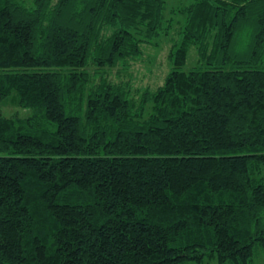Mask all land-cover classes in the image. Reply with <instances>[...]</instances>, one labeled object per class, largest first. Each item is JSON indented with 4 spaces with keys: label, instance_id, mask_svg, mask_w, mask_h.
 I'll return each mask as SVG.
<instances>
[{
    "label": "trees",
    "instance_id": "obj_1",
    "mask_svg": "<svg viewBox=\"0 0 264 264\" xmlns=\"http://www.w3.org/2000/svg\"><path fill=\"white\" fill-rule=\"evenodd\" d=\"M174 24L164 82L137 101L106 69ZM13 93L30 110L0 107V264L264 249V0H0V105Z\"/></svg>",
    "mask_w": 264,
    "mask_h": 264
},
{
    "label": "rangeland",
    "instance_id": "obj_2",
    "mask_svg": "<svg viewBox=\"0 0 264 264\" xmlns=\"http://www.w3.org/2000/svg\"><path fill=\"white\" fill-rule=\"evenodd\" d=\"M27 4L31 0H24ZM188 0H166V10L169 11L171 6L177 4L187 3ZM183 16L177 14L176 20L182 19ZM174 29L168 35L160 34L158 38L152 40L151 43H143L141 46V54L131 60L126 71L120 66L107 68V74L110 80L117 84L125 85L130 88L133 97L138 101L144 89L155 90L158 86L163 84L165 76L170 69V62L168 60V53L174 42H178L179 34L177 31V24H174ZM157 42V43H155ZM197 60V53L195 46H191L187 55L186 62L183 66L187 70L195 65ZM1 112L7 117H25L29 114L28 108H22L17 103V98L13 94L9 95L1 102ZM252 264H264V249L256 247L254 256L251 261ZM186 264H195L194 261H188ZM205 264H217L216 261H209L205 259Z\"/></svg>",
    "mask_w": 264,
    "mask_h": 264
}]
</instances>
